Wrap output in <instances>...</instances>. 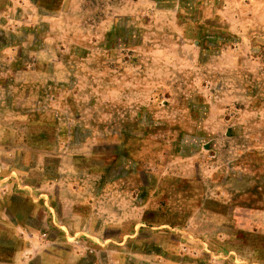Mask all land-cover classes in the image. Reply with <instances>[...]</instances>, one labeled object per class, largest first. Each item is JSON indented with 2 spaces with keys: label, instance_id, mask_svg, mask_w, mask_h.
Listing matches in <instances>:
<instances>
[{
  "label": "rangeland",
  "instance_id": "1",
  "mask_svg": "<svg viewBox=\"0 0 264 264\" xmlns=\"http://www.w3.org/2000/svg\"><path fill=\"white\" fill-rule=\"evenodd\" d=\"M194 3L0 0V194L57 182L87 217L41 218L43 251L264 264V0Z\"/></svg>",
  "mask_w": 264,
  "mask_h": 264
},
{
  "label": "crops",
  "instance_id": "2",
  "mask_svg": "<svg viewBox=\"0 0 264 264\" xmlns=\"http://www.w3.org/2000/svg\"><path fill=\"white\" fill-rule=\"evenodd\" d=\"M175 1L196 2L200 5L203 4L204 8L209 5L219 8V4L223 0ZM237 3L242 4V0H228V11L234 8ZM33 152L40 154L41 150L33 149ZM105 166L108 168V164ZM129 178L130 175L128 178L114 177L108 181L111 183L114 181L113 184L117 186L128 182ZM15 183L17 189L12 192L13 195H6V192L2 191L0 194V264H84L82 259L74 258L73 254L68 251L69 249L66 250L67 248L58 246L56 241L55 250L50 249L45 252V249L43 251L36 240L40 235V227H36L38 225L36 223L41 218H46L45 222H48L54 234L64 230L67 235L71 228L80 229L79 227L87 221V217H84L78 210L82 201L77 197L65 195V191L59 188L60 184L57 182H54V188L50 186L47 191L40 187L39 181L37 185L34 183L31 185L27 180L25 182L19 179ZM58 217L62 218L61 221L63 220L65 226L57 225L58 229H56ZM75 218H79V221L74 222ZM103 220L100 223L103 224V231L99 236H95L97 237L96 240L100 238L113 245L122 244L121 238L130 233H126V227L122 225L121 217H115L114 220L110 219L109 221L112 223ZM93 234L95 235L96 232Z\"/></svg>",
  "mask_w": 264,
  "mask_h": 264
}]
</instances>
